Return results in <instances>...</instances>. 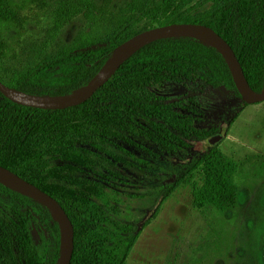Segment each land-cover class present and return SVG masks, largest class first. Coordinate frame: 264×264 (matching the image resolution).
I'll use <instances>...</instances> for the list:
<instances>
[{
  "label": "rangeland",
  "instance_id": "374dc122",
  "mask_svg": "<svg viewBox=\"0 0 264 264\" xmlns=\"http://www.w3.org/2000/svg\"><path fill=\"white\" fill-rule=\"evenodd\" d=\"M149 1L28 0L22 10L23 20L28 18L22 29H1L10 53L9 60L0 65V79L12 87L21 82L38 87L60 84L27 79L38 76L37 69L47 58L66 51L76 54L84 47L107 49L109 38ZM228 1L190 0L178 21L190 18L208 22L206 16ZM263 1L251 0L242 7L254 20V28L264 16ZM167 11L162 9L159 16H168ZM149 20L142 18L140 25ZM216 25L229 36L227 18L220 17ZM199 65L181 82L157 81L152 74L129 78L119 71L108 85L142 94L152 104L144 113L134 114L137 128L127 134L116 132L120 139L105 142L103 152L95 157H79L83 168L58 157L50 167L38 171L47 189L107 227H125L145 214L152 215L124 264H264V101L247 104L223 88H212L209 67ZM61 71V67L48 68L43 74L55 82ZM160 103L168 105L170 113L180 120L186 113L194 121L196 134L204 136L194 150L180 149L174 160L145 155L158 146L146 130L156 125L152 116L157 115ZM191 106L197 115H191ZM8 133L0 130V159L19 169L27 168L24 162H16L22 145L15 144ZM215 147L240 166L235 177L238 204L226 212L195 208L189 180L201 182L202 169L190 165L189 172L182 171L187 156ZM170 187L171 193L153 214L150 208ZM0 211V260L5 264H40L51 252L59 264L61 234L55 215L49 225H44L2 193ZM75 233L86 240L88 229Z\"/></svg>",
  "mask_w": 264,
  "mask_h": 264
},
{
  "label": "trees",
  "instance_id": "16d2710c",
  "mask_svg": "<svg viewBox=\"0 0 264 264\" xmlns=\"http://www.w3.org/2000/svg\"><path fill=\"white\" fill-rule=\"evenodd\" d=\"M189 1L150 0L139 8L138 12L131 14L126 23L109 38L107 49L92 51L84 47L76 54L66 51L47 58L39 65L36 72L38 76L27 79L39 84L51 85L57 82L60 84L38 87L32 83L21 82L14 88L40 96L72 94L85 87L110 59L113 50L130 37L155 26L179 23L180 11ZM250 1L230 0L209 13L206 16L208 22L190 18L181 22L205 24L219 32L237 54L251 87L261 93L264 89V16L260 24L254 28V20L249 19L242 9L243 5ZM27 3L28 0H0V65L9 60L10 53L1 36V29L4 26H13L10 29L14 30L22 29L28 19L23 20L22 16V10ZM162 9H169L167 12L170 14L165 17L159 16ZM144 17L150 20L140 25V20ZM220 17L230 21L229 36L216 25ZM199 63L209 67L211 71L209 83L212 88H223L243 101L223 54L215 46L198 38L169 37L148 43L119 71L124 72L129 78L152 74L157 81L181 82L188 78L190 71L200 68ZM66 64L72 66L65 68ZM55 67L62 68V76L52 82L43 71ZM108 82L87 102L63 110L22 106L10 101L0 92V130L9 132L7 137L13 138L15 144L22 145L21 156L16 162H24L27 168L19 169L15 164L1 159L0 166L19 174L54 196L70 216L75 231L88 229L86 240L75 233V250L71 264H124L129 249L152 217L145 214L129 222L125 227H107L66 198L59 197L47 189L39 180L38 171L50 167L55 158H66L75 167L80 165L79 167L83 168V162L79 157L83 155L95 157L103 152L101 146L105 142L120 139L116 132L127 134L137 128L134 114L147 111L152 106L150 99L127 89L121 91L113 84L108 85ZM158 105L160 106L157 115L152 116L156 125H151V128L146 130L153 135L152 138L158 146L154 151L147 150L145 155L154 158L164 155L174 160L180 154V149L194 150L204 136L196 134L191 117L184 113L183 119L180 120L175 114L170 113L168 105L164 103ZM189 110L192 111V116L197 115L194 106ZM172 163L178 165L177 162ZM190 165L202 169L201 182L192 178L189 180L195 208L202 211L213 207L221 212L236 208L239 190L235 177L240 169L238 162L215 147L199 155L187 156L182 171L184 170V173L190 171ZM171 191L172 187L168 188L155 201L150 208L153 214L157 213ZM0 193L8 196L14 206L21 208L22 212L37 216L44 225H49L54 219L51 210L30 196L1 183ZM56 225L58 226L57 222ZM59 252L60 248L57 255ZM0 262L5 264L2 259ZM40 264H56L54 255L48 252Z\"/></svg>",
  "mask_w": 264,
  "mask_h": 264
},
{
  "label": "water",
  "instance_id": "95a60500",
  "mask_svg": "<svg viewBox=\"0 0 264 264\" xmlns=\"http://www.w3.org/2000/svg\"><path fill=\"white\" fill-rule=\"evenodd\" d=\"M169 37H193L215 46L227 61L243 101L247 104L264 101V89L258 93L251 87L237 54L219 32L205 24L183 22L152 27L130 37L113 50L110 59L85 87L72 94L40 96L11 87L1 80L0 92L16 104L43 110H63L79 106L90 100L143 46ZM0 183L38 200L53 212L61 234L59 264H71L75 250V227L62 204L45 190L3 166H0Z\"/></svg>",
  "mask_w": 264,
  "mask_h": 264
}]
</instances>
